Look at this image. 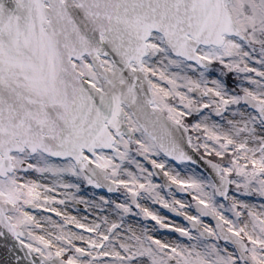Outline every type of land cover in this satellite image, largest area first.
I'll return each mask as SVG.
<instances>
[{
	"label": "snow or ice",
	"instance_id": "obj_1",
	"mask_svg": "<svg viewBox=\"0 0 264 264\" xmlns=\"http://www.w3.org/2000/svg\"><path fill=\"white\" fill-rule=\"evenodd\" d=\"M242 197L264 200V0H0V264H264V203ZM142 201L187 243L130 223L172 227Z\"/></svg>",
	"mask_w": 264,
	"mask_h": 264
},
{
	"label": "rangeland",
	"instance_id": "obj_2",
	"mask_svg": "<svg viewBox=\"0 0 264 264\" xmlns=\"http://www.w3.org/2000/svg\"><path fill=\"white\" fill-rule=\"evenodd\" d=\"M230 78L233 81L234 84V78L231 75ZM229 86H233L230 85ZM213 119L219 120L218 117H213ZM141 162H143L141 160ZM175 166V168L179 171L181 177L187 178L191 173L186 170L184 165L172 162ZM31 179H37L36 174H30ZM155 182L158 184H162L161 181L156 177ZM41 183H47L51 184L52 180L51 178H42ZM64 189L57 188L56 192L53 193V195L56 196L57 200L63 199L64 198ZM172 191L175 194V198L180 200L181 202L185 204H193L194 205V200L192 199L193 193L191 191H187L186 193H178L176 190L172 189ZM167 190L165 189V193H162V195L166 194ZM78 195L82 196L86 200H98L99 196L103 195L106 198H110L112 200H116L117 202H122L124 200V195H123V190L120 192L116 193H105L101 192L96 188H93L92 186H88L86 183L81 184V190L78 193ZM245 200H249L252 203L255 204H261L264 203V200H260L259 198L256 197H242ZM142 203H145L146 206L150 207L151 210L154 212L158 213L165 221V223L170 224L172 227L180 226V227H190V225L180 216L175 215L173 213L168 212L163 208L161 204H151L150 202L147 201H142ZM56 207L63 213L67 214L68 216H75L77 219L81 220L83 222V218L85 216H88V221H91L95 219L94 215H89L88 212L85 210L84 205L81 204H76L71 200H68L65 205H60L57 204ZM194 210H190L189 214H193ZM38 219H41L42 217L50 216L53 221H56L57 223L61 222V217H58L55 215V213L52 212H46L43 210H38L36 213ZM205 223H213L210 219L204 218ZM44 223V221H41ZM130 223L136 224L139 222V225H146L150 229L153 227H156L158 230L155 232V235L157 238H160L162 240H167L168 242H185L187 243L186 238L181 237L179 234L174 233L172 231H166L164 228H159L158 225L155 224L154 221H151L150 219L145 221L143 220L142 217H131L129 220ZM44 227L47 231H51L50 226L47 223H44ZM68 229H71L72 231H81L79 229H76L74 225H67Z\"/></svg>",
	"mask_w": 264,
	"mask_h": 264
},
{
	"label": "water",
	"instance_id": "obj_3",
	"mask_svg": "<svg viewBox=\"0 0 264 264\" xmlns=\"http://www.w3.org/2000/svg\"><path fill=\"white\" fill-rule=\"evenodd\" d=\"M199 166L202 168V169H204V170H206V168H207V165L203 162V161H200V164H199ZM207 173H208V175L210 174V169L208 170V171H206ZM160 178V177H159ZM161 179V178H160ZM162 180V179H161ZM163 181V180H162ZM163 183H164V181H163ZM176 190H178L179 192H182V191H180L176 186H173ZM102 190H106V189H102ZM107 191V190H106ZM168 211H171V212H173V213H175V214H178V212H175V211H172V210H170L169 208H166ZM178 215H180V214H178ZM180 216H182V215H180ZM182 217H184V216H182ZM211 219V218H210ZM186 220V219H185ZM187 221V220H186ZM214 222V221H213ZM167 230H169V231H173V228L171 227V228H166ZM21 255H23V253H20ZM4 259V254H3V241L2 240H0V260H3Z\"/></svg>",
	"mask_w": 264,
	"mask_h": 264
},
{
	"label": "trees",
	"instance_id": "obj_4",
	"mask_svg": "<svg viewBox=\"0 0 264 264\" xmlns=\"http://www.w3.org/2000/svg\"><path fill=\"white\" fill-rule=\"evenodd\" d=\"M231 76V75H230ZM231 80V79H230ZM230 80H228V83L230 84L231 83V81ZM231 85V84H230Z\"/></svg>",
	"mask_w": 264,
	"mask_h": 264
}]
</instances>
